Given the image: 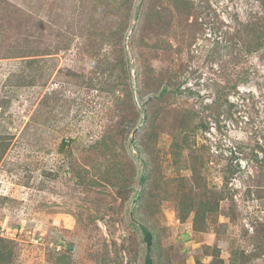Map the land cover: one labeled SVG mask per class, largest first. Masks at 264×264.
<instances>
[{
    "label": "rangeland",
    "instance_id": "1",
    "mask_svg": "<svg viewBox=\"0 0 264 264\" xmlns=\"http://www.w3.org/2000/svg\"><path fill=\"white\" fill-rule=\"evenodd\" d=\"M260 42L264 0H0V264H264Z\"/></svg>",
    "mask_w": 264,
    "mask_h": 264
},
{
    "label": "water",
    "instance_id": "2",
    "mask_svg": "<svg viewBox=\"0 0 264 264\" xmlns=\"http://www.w3.org/2000/svg\"><path fill=\"white\" fill-rule=\"evenodd\" d=\"M141 229L144 233V240L146 242V254H145L144 264H153V259L151 255V247L153 242L152 234L149 231V229L144 225H141Z\"/></svg>",
    "mask_w": 264,
    "mask_h": 264
},
{
    "label": "trees",
    "instance_id": "3",
    "mask_svg": "<svg viewBox=\"0 0 264 264\" xmlns=\"http://www.w3.org/2000/svg\"><path fill=\"white\" fill-rule=\"evenodd\" d=\"M245 25L248 26V27H251V26H252V28H254L255 25H256V23L248 22V23H246ZM238 41H239V39L234 38V42H233V43H238ZM257 41H259V39H257ZM261 49H264V42L256 43V44H255V47H254V49H253V51H256V52H257V51H259V50H261ZM242 74H243V73H242ZM234 86H235V84H233V85H229V87H231V88H235ZM208 108H212V106H210V107H208ZM65 146H66V141H63V143H62V147H65Z\"/></svg>",
    "mask_w": 264,
    "mask_h": 264
}]
</instances>
